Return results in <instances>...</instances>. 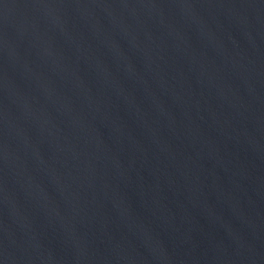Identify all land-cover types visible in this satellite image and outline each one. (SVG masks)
<instances>
[{"label":"water","instance_id":"95a60500","mask_svg":"<svg viewBox=\"0 0 264 264\" xmlns=\"http://www.w3.org/2000/svg\"><path fill=\"white\" fill-rule=\"evenodd\" d=\"M0 264H264V0H0Z\"/></svg>","mask_w":264,"mask_h":264}]
</instances>
